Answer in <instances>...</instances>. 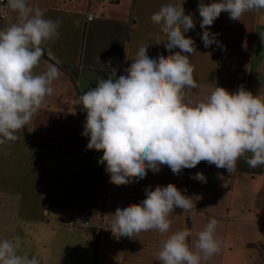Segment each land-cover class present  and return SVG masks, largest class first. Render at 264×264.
I'll return each instance as SVG.
<instances>
[{"label":"crops","instance_id":"obj_1","mask_svg":"<svg viewBox=\"0 0 264 264\" xmlns=\"http://www.w3.org/2000/svg\"><path fill=\"white\" fill-rule=\"evenodd\" d=\"M168 2L27 0L45 18L63 23L60 38L45 46L35 69L43 73L49 64L60 61L53 94L15 133V141L0 146V240L18 243L17 255L35 256L39 264H160L156 253L166 236L150 230L116 237L111 232L112 214L117 208L141 203L146 187L155 190L157 185L172 183L192 197L195 207L186 212L174 208L170 233L188 227L193 233L188 243L194 248L196 233L211 218L218 221L221 250L206 264H258L264 258V243L254 238L253 231L249 233L258 229L253 223L264 231V165L250 168L241 157L229 173L202 161L179 175L162 165L158 173L148 170L144 179L116 186L105 165L98 163L103 152L87 149L89 137L82 135L86 112L78 104L79 97L107 78L111 68L117 69V78L125 74L141 45L149 44L150 58L179 51L155 44V37L163 34L150 18ZM176 2L193 16L195 28L185 36L194 39L198 52L190 55L197 86L184 89L185 102L204 100L211 84L230 93L243 85L253 95L264 96V10L246 12L235 21L222 12L209 28L211 34H218V44L206 48L198 11L201 0ZM16 17L9 10L0 20V29L15 23ZM98 57L102 64L111 61L110 67ZM197 172L204 174L206 182L191 178ZM73 216L87 225L73 228Z\"/></svg>","mask_w":264,"mask_h":264},{"label":"clouds","instance_id":"obj_2","mask_svg":"<svg viewBox=\"0 0 264 264\" xmlns=\"http://www.w3.org/2000/svg\"><path fill=\"white\" fill-rule=\"evenodd\" d=\"M9 10L17 17L15 23L0 29V146L15 141V133L31 122L53 94L60 61L49 64L43 73L35 69L45 46L60 38L63 23L45 18L27 0H7L0 16ZM254 10H264V0H213L210 4L201 0L198 11L204 46L218 44V34H211L209 28L222 12L235 21ZM150 19L163 34L155 37V44L179 51L150 58L149 44L141 45L123 70L125 74L117 78V69L111 68L107 78L99 79L96 87L78 99L86 112L82 135L89 137L87 149L103 152L98 163L105 165L110 182L127 185L134 178L144 179L148 170L158 173L162 165L176 175L202 161L229 173L236 170L241 157L250 168L264 165V96L253 95L243 85L230 93L211 84L204 100L185 102L184 89L197 86L190 55L198 52L194 39L185 36L195 28L193 16L185 14L183 4L169 0ZM102 65L108 68L111 61ZM191 178L206 182L201 172ZM144 191L146 198L141 203L117 208L112 214L114 236L132 237L150 230L166 236L156 253L160 264H206L221 250L214 218L196 233L194 248L188 243L193 235L188 227L170 233L174 208L192 209V197L172 183L157 185L155 190L148 186ZM17 248L18 243L0 240V264H39L35 256L17 255Z\"/></svg>","mask_w":264,"mask_h":264},{"label":"built area","instance_id":"obj_3","mask_svg":"<svg viewBox=\"0 0 264 264\" xmlns=\"http://www.w3.org/2000/svg\"><path fill=\"white\" fill-rule=\"evenodd\" d=\"M6 4H7V0H0V7H3ZM6 16H0V20H4L6 18ZM92 19H93V17H88V20H92ZM86 225H87L86 222H83V221L78 220L76 218V216H73L72 219H71V226L73 228L80 229V228H82V227H84ZM263 262H264V258L258 264H263Z\"/></svg>","mask_w":264,"mask_h":264},{"label":"rangeland","instance_id":"obj_4","mask_svg":"<svg viewBox=\"0 0 264 264\" xmlns=\"http://www.w3.org/2000/svg\"><path fill=\"white\" fill-rule=\"evenodd\" d=\"M256 201L258 202L259 201V199H256ZM247 215H245V217H243L244 219V221H246L247 220ZM245 226H247V224L245 225ZM253 226L254 227H257L258 229H250L249 230V233L250 232H254V238H256L257 240H259V241H261V242H263L264 243V231L261 229V227H260V225L259 224H257V223H253ZM248 227V226H247ZM247 251H249V252H251L252 250H247ZM264 256V255H263Z\"/></svg>","mask_w":264,"mask_h":264},{"label":"trees","instance_id":"obj_5","mask_svg":"<svg viewBox=\"0 0 264 264\" xmlns=\"http://www.w3.org/2000/svg\"><path fill=\"white\" fill-rule=\"evenodd\" d=\"M186 170V169H185Z\"/></svg>","mask_w":264,"mask_h":264}]
</instances>
